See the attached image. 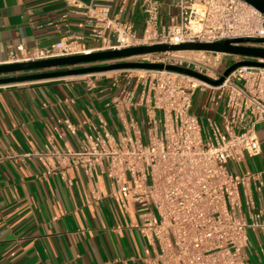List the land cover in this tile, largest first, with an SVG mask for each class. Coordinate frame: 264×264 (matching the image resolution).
Masks as SVG:
<instances>
[{"label":"built area","instance_id":"1","mask_svg":"<svg viewBox=\"0 0 264 264\" xmlns=\"http://www.w3.org/2000/svg\"><path fill=\"white\" fill-rule=\"evenodd\" d=\"M64 1L83 10L92 25L96 21L92 38L100 42L98 47L89 48L79 36L49 48L19 45L3 65L141 46L264 40V13L244 0H174L178 20L170 25L161 23L160 0H134L143 13L141 32L134 22L112 16V6L100 2L104 0L90 5ZM193 52L199 56L187 59L164 52L126 61L180 66L216 81L231 65L256 60ZM225 57L230 63L223 69ZM109 74H114L119 89L112 105L121 128L114 134L103 121L95 134L86 135L80 150L47 144L33 156L45 165L54 163L68 187L75 181L66 177L65 168L80 171L90 182L94 205L111 198L130 227L158 249L150 264H250L254 241L264 252V210L255 200L264 187V169H244L245 161L264 152L259 137V127L264 126V68L238 67L220 86L153 69L83 77L93 90ZM199 93L208 94L201 114L194 112ZM140 109L143 117L134 113ZM102 175L111 181L106 194L97 182Z\"/></svg>","mask_w":264,"mask_h":264},{"label":"crops","instance_id":"2","mask_svg":"<svg viewBox=\"0 0 264 264\" xmlns=\"http://www.w3.org/2000/svg\"><path fill=\"white\" fill-rule=\"evenodd\" d=\"M80 1L90 5L95 0ZM160 1L161 23H176L174 0ZM100 2L112 6V16L119 14L142 31L143 13L134 0ZM82 12L64 0H0V65L19 45L49 48L79 36L89 48L98 47L92 38L96 21L92 25ZM113 75L93 90L83 76L0 87V264H150L158 253L111 198L92 203L90 182L80 171L65 168L66 177L75 181L68 187L54 163L48 166L33 156L47 144L78 151L103 121L114 134L121 128L112 105L119 93ZM199 96L208 102V94ZM134 113L144 114L142 109ZM262 168L261 157L244 164L251 171ZM97 182L104 194L111 190L107 175ZM255 200L264 210V187ZM253 246L250 264H264L260 245L254 241Z\"/></svg>","mask_w":264,"mask_h":264},{"label":"water","instance_id":"3","mask_svg":"<svg viewBox=\"0 0 264 264\" xmlns=\"http://www.w3.org/2000/svg\"><path fill=\"white\" fill-rule=\"evenodd\" d=\"M244 1L264 13V0ZM247 44H264V40L243 38L225 40L214 44L192 43L175 46H141L122 50L93 52L86 55L69 56L37 62L0 65V87L38 81L64 80L87 74L107 73L125 69L168 70L192 76L213 86H220L230 73L238 67L256 66L264 68V63L258 61H264V48L245 46ZM180 51L215 52L256 60H246L231 65L225 70L223 76L216 81L210 79L206 75L180 66L126 61L139 55Z\"/></svg>","mask_w":264,"mask_h":264},{"label":"rangeland","instance_id":"4","mask_svg":"<svg viewBox=\"0 0 264 264\" xmlns=\"http://www.w3.org/2000/svg\"><path fill=\"white\" fill-rule=\"evenodd\" d=\"M225 58H226L227 61H229V59H230L229 57H225ZM226 67H227V63L224 64L223 69H225ZM204 103L205 102L202 99V97H200L198 95V98H196L195 105H194V112L197 113V114H201L200 109H201V106L204 105ZM203 118H204L205 122H207V116L206 117H203ZM259 137H260L262 143L264 144V126H260L259 127ZM261 158L264 159V152H263V156ZM261 170H263V168Z\"/></svg>","mask_w":264,"mask_h":264},{"label":"bare ground","instance_id":"5","mask_svg":"<svg viewBox=\"0 0 264 264\" xmlns=\"http://www.w3.org/2000/svg\"><path fill=\"white\" fill-rule=\"evenodd\" d=\"M175 55L179 58H195L198 57L199 54L197 52L193 51H180V52H175Z\"/></svg>","mask_w":264,"mask_h":264}]
</instances>
